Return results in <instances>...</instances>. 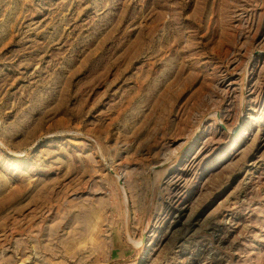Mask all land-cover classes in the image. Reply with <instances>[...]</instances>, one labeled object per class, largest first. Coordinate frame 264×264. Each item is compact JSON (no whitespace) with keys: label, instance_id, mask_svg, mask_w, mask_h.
<instances>
[{"label":"rangeland","instance_id":"rangeland-1","mask_svg":"<svg viewBox=\"0 0 264 264\" xmlns=\"http://www.w3.org/2000/svg\"><path fill=\"white\" fill-rule=\"evenodd\" d=\"M0 264H264V0H0Z\"/></svg>","mask_w":264,"mask_h":264}]
</instances>
